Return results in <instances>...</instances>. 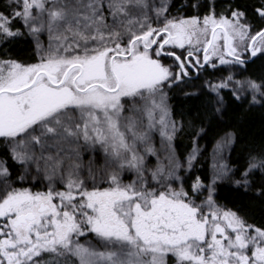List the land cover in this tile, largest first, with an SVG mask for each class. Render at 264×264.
Masks as SVG:
<instances>
[{
	"label": "snow or ice",
	"instance_id": "snow-or-ice-1",
	"mask_svg": "<svg viewBox=\"0 0 264 264\" xmlns=\"http://www.w3.org/2000/svg\"><path fill=\"white\" fill-rule=\"evenodd\" d=\"M257 61L264 0L0 3V264H264V219L218 200L225 179L264 199V143L236 166L227 132L197 175L208 129L188 120L182 160L171 104L264 108Z\"/></svg>",
	"mask_w": 264,
	"mask_h": 264
},
{
	"label": "trees",
	"instance_id": "trees-1",
	"mask_svg": "<svg viewBox=\"0 0 264 264\" xmlns=\"http://www.w3.org/2000/svg\"><path fill=\"white\" fill-rule=\"evenodd\" d=\"M3 2L4 0H0V3ZM216 2L218 5H223L228 0H216ZM188 14L196 13L188 11ZM30 53V47L22 46L15 49L13 54L23 58ZM252 69L258 74L264 73V64L257 61ZM216 75L219 76L220 74L216 73ZM196 83L200 82L197 81ZM185 91H196V89L186 88ZM225 101L224 111L213 114L211 106L207 104L206 96L187 97L181 92L172 96L171 104L176 119L185 121V128L177 134L176 142V150L182 160L195 146L193 137L195 129L188 125V120L191 119L200 124L201 120H197V116H200L203 126L208 129V135L202 136L198 141L201 156L198 157V162L194 168L197 175L211 176L213 148L216 141L227 132L235 131L238 133V142L225 155V159L236 166L240 165L250 148L264 143V108L259 105L251 106L248 102L236 101L227 92L225 93ZM205 112L211 117L210 119L203 118ZM85 159L88 157L86 156ZM181 174L183 175L184 172L182 171ZM235 178L239 179V176L237 175ZM257 179L259 178L257 177ZM218 192V200L222 204L237 210L243 208L242 214H245L250 221L255 223L264 219V199L258 195H254L251 191L245 192L227 179L219 183Z\"/></svg>",
	"mask_w": 264,
	"mask_h": 264
},
{
	"label": "rangeland",
	"instance_id": "rangeland-1",
	"mask_svg": "<svg viewBox=\"0 0 264 264\" xmlns=\"http://www.w3.org/2000/svg\"><path fill=\"white\" fill-rule=\"evenodd\" d=\"M153 162H155V161L153 160Z\"/></svg>",
	"mask_w": 264,
	"mask_h": 264
}]
</instances>
